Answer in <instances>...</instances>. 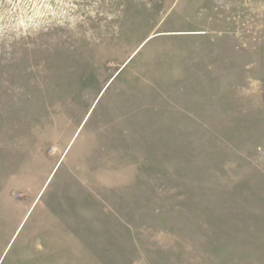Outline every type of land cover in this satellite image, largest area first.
<instances>
[{
    "label": "rangeland",
    "instance_id": "374dc122",
    "mask_svg": "<svg viewBox=\"0 0 264 264\" xmlns=\"http://www.w3.org/2000/svg\"><path fill=\"white\" fill-rule=\"evenodd\" d=\"M0 264H264V0H0Z\"/></svg>",
    "mask_w": 264,
    "mask_h": 264
}]
</instances>
